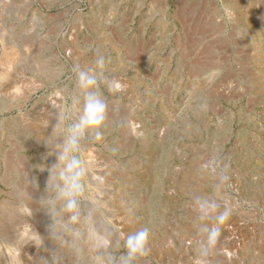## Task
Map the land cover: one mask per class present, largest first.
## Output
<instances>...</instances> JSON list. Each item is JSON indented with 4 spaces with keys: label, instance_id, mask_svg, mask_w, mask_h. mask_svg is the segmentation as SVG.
<instances>
[{
    "label": "rangeland",
    "instance_id": "rangeland-1",
    "mask_svg": "<svg viewBox=\"0 0 264 264\" xmlns=\"http://www.w3.org/2000/svg\"><path fill=\"white\" fill-rule=\"evenodd\" d=\"M88 93L67 212L46 185ZM141 229L132 264H264V0H0V264H107Z\"/></svg>",
    "mask_w": 264,
    "mask_h": 264
},
{
    "label": "clouds",
    "instance_id": "clouds-1",
    "mask_svg": "<svg viewBox=\"0 0 264 264\" xmlns=\"http://www.w3.org/2000/svg\"><path fill=\"white\" fill-rule=\"evenodd\" d=\"M98 68H103L104 58L99 56L96 60ZM93 71L80 70L77 68L79 85L82 88H91L96 85L97 80L95 75H92ZM110 88L115 90L120 89L118 83L113 84ZM106 105L102 100L99 99L94 93H88L85 98V104L83 108V114L79 120L69 128V136L66 139L62 147L57 150V162H60L63 167L59 169L56 174L55 180L52 179V172L46 185V189L51 187L52 191L55 192V197L50 198L47 203L54 208L56 200L63 199V210L72 212L77 207V201L75 196L83 190V185L80 183V177L83 174L81 167L82 162L75 156L70 155L75 150V146L78 144L79 135L87 129L99 128L105 119ZM99 138L100 133H96ZM57 162L53 165H56ZM199 211L201 212V218L206 217L210 212L215 211L217 205L207 200H198ZM230 216V210L226 209L224 212L216 217L218 224H223L227 221ZM73 216L71 219H75ZM200 232L206 234V239L201 242L199 246V256L206 257L209 253V249L216 243L219 235L220 228L202 226L199 228ZM149 240V232L147 229H141L135 233L128 235L124 240V248L126 252L118 258L108 255L106 257L107 264H132V262L138 256H144L147 254V244ZM107 241H102L98 244V247H107Z\"/></svg>",
    "mask_w": 264,
    "mask_h": 264
}]
</instances>
